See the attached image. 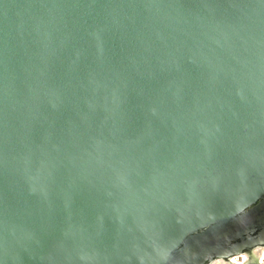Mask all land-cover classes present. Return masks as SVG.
<instances>
[{
  "label": "water",
  "instance_id": "1",
  "mask_svg": "<svg viewBox=\"0 0 264 264\" xmlns=\"http://www.w3.org/2000/svg\"><path fill=\"white\" fill-rule=\"evenodd\" d=\"M249 233L264 0H0V264H208Z\"/></svg>",
  "mask_w": 264,
  "mask_h": 264
},
{
  "label": "clouds",
  "instance_id": "2",
  "mask_svg": "<svg viewBox=\"0 0 264 264\" xmlns=\"http://www.w3.org/2000/svg\"><path fill=\"white\" fill-rule=\"evenodd\" d=\"M247 207L248 205L243 202H238L236 204L235 215L239 216L238 222L242 226H247ZM210 219L215 220V216H210ZM179 222V221H178ZM248 241L251 243V251H244L243 248H248L249 244L238 246L232 245L231 250H225L213 258L212 254H207L204 259L208 264H264V235L253 239L251 233L248 234ZM230 243V242H229ZM177 245H173L172 249H161L159 245L154 244L155 250L160 254L161 259L167 264L168 261L174 260L173 252ZM140 264H145L143 257L140 258ZM175 264H183L182 260L175 259Z\"/></svg>",
  "mask_w": 264,
  "mask_h": 264
}]
</instances>
